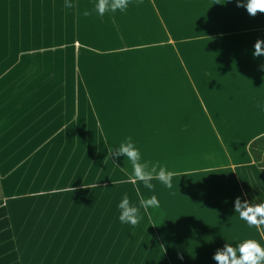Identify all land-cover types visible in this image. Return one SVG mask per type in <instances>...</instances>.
I'll use <instances>...</instances> for the list:
<instances>
[{"label": "crops", "instance_id": "0c3cea01", "mask_svg": "<svg viewBox=\"0 0 264 264\" xmlns=\"http://www.w3.org/2000/svg\"><path fill=\"white\" fill-rule=\"evenodd\" d=\"M68 2L0 0V264H217L227 243L264 246V226L235 212L237 197L264 203L249 150L264 135V56L253 55L264 14L235 0H130L104 16L97 0ZM128 137L176 173L171 189L106 160ZM121 189L138 224L121 223L118 204L115 218L93 216L107 224L87 237L96 251H67L88 234L83 209ZM153 195L158 208L140 206ZM54 222L82 231L37 227Z\"/></svg>", "mask_w": 264, "mask_h": 264}, {"label": "clouds", "instance_id": "9594fccd", "mask_svg": "<svg viewBox=\"0 0 264 264\" xmlns=\"http://www.w3.org/2000/svg\"><path fill=\"white\" fill-rule=\"evenodd\" d=\"M238 7L246 8L249 15L255 17L257 14H264V0H235ZM130 0H97L95 11L104 16L107 12L126 11ZM65 7L72 8L74 5L66 0ZM83 15L88 17L92 12L85 10ZM254 57L264 56V40H257L254 45ZM264 67V66H262ZM115 156L117 158L123 156L125 161L132 165V177L135 181H140L149 190H154L155 186L151 183L153 179L160 181L167 188L173 187L172 180L176 173L169 171L166 167L161 166L159 162L150 164L143 161L141 153L136 145L132 142V138L121 143L116 150H109L107 159ZM127 180L112 181L115 183H127ZM140 206L145 210L149 208H158L159 201L155 195L149 199H141ZM121 223L131 224L135 226L140 220L139 209L130 204L127 196H125L119 204ZM235 212L239 214V218L249 226L260 228L264 226V203L242 201L240 197L235 201ZM237 252L239 255H237ZM182 259V257H181ZM213 259L217 264H264V246L255 239H245L237 247H233L227 243L223 249L217 250Z\"/></svg>", "mask_w": 264, "mask_h": 264}, {"label": "rangeland", "instance_id": "374dc122", "mask_svg": "<svg viewBox=\"0 0 264 264\" xmlns=\"http://www.w3.org/2000/svg\"><path fill=\"white\" fill-rule=\"evenodd\" d=\"M81 149V146L79 147V150ZM87 166L84 165V168H86ZM84 171H86V169H84ZM32 178V182L34 180V177H31ZM39 178H42L44 179L45 177H43V175H41ZM1 177H0V201H2L1 199H3V188H1ZM109 192L111 194H109ZM103 197V198H101ZM125 197V193L123 191V189L119 190V191H116V192H111V190H107V192H103V193H100V198H101V201H100V208H99V211H94L91 212V209L89 208H85V210L83 209V213H82V216H83V219H87V221H91V223H87L88 225H84V226H87L89 227V230H86L85 232H88V234L85 235V238L80 241L79 243H76V241L74 240H71L67 243V246L66 244H64V248L67 250V251H70V250H76L78 252H82L81 248H88L89 251H96L97 250V245L98 243L97 242H93L92 240H87V237L89 235L92 234V232H95L93 230V228H99V232H101V234L103 232H105L104 229H106L107 227V224H97L95 223V219H94V222H92L93 220V216L97 217L98 218H102L104 217V215H106V217H109V216H113L115 218L117 214V209H118V204H120V201H122V199ZM35 199L43 202L44 201V190L41 191L40 193H38L36 196L32 197V199L30 198V200L28 202H33L35 201ZM108 199V202H106ZM116 199L117 202L114 200ZM24 201V200H23ZM111 202V203H110ZM77 207H75V204H74V207L72 210H76L77 212ZM0 214H3L1 209H0ZM112 217V218H113ZM109 226V225H108ZM123 227V225H121ZM37 227L42 230V232H53V233H72V234H76L77 231H82V229H78L77 225H71V224H65V225H62L60 222H54L52 224H40V225H37ZM117 227V225H116ZM104 228V229H103ZM119 228H120V225H119ZM119 231V230H118ZM113 232V230H112ZM111 232V234H112ZM116 232V231H114ZM58 243H60V241H58ZM81 245H85L87 247H81ZM96 248V249H95ZM54 249V248H53ZM102 259L103 256H99L98 260L99 259ZM112 263H120V264H123L122 262H120V259L121 257L118 256V255H112V257H110Z\"/></svg>", "mask_w": 264, "mask_h": 264}, {"label": "trees", "instance_id": "16d2710c", "mask_svg": "<svg viewBox=\"0 0 264 264\" xmlns=\"http://www.w3.org/2000/svg\"><path fill=\"white\" fill-rule=\"evenodd\" d=\"M249 150L257 166L264 174V135L253 140L249 145Z\"/></svg>", "mask_w": 264, "mask_h": 264}]
</instances>
